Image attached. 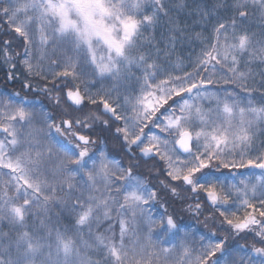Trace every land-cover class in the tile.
Returning <instances> with one entry per match:
<instances>
[{"label":"snow or ice","instance_id":"snow-or-ice-1","mask_svg":"<svg viewBox=\"0 0 264 264\" xmlns=\"http://www.w3.org/2000/svg\"><path fill=\"white\" fill-rule=\"evenodd\" d=\"M168 11L167 0H0V17L23 44L22 54L9 41L0 49L7 80L19 79V62L23 89L57 107L62 94L66 105L54 117L0 91V264H237L215 232L200 234L198 249L187 233L178 246L153 237L181 226L167 209L153 218L158 191L138 171L149 162L171 195L196 194L194 215L203 214V194L223 231L254 234L260 246L236 249L239 264H264L253 259L264 258V105L253 95L264 99V72L257 86L251 71L264 65V32L246 27L256 13L264 20V0H232L228 20L197 34L204 48L191 71L179 60L169 71L162 49L143 50ZM96 131H113L127 166L93 151ZM237 203L242 215L227 207Z\"/></svg>","mask_w":264,"mask_h":264},{"label":"trees","instance_id":"trees-1","mask_svg":"<svg viewBox=\"0 0 264 264\" xmlns=\"http://www.w3.org/2000/svg\"><path fill=\"white\" fill-rule=\"evenodd\" d=\"M167 3L169 9L168 16L162 17L159 27L163 33L161 38L162 42L159 41L157 47L155 44V51L157 48L162 49L161 53H159L160 57L163 54V50H167L169 53L167 58H170L171 62L177 63L179 60L184 64L188 60L191 61L192 65V62L204 48V42L197 38V34L209 37L211 36L213 25L219 21L228 20L232 15V0H167ZM246 27L256 33L259 37L260 34L264 32V20H262L259 14L256 13L249 17ZM153 38L155 37L153 36ZM155 54L156 56L158 55L157 53ZM251 71L254 74L256 85L259 86L262 80L260 73L264 72V65H261L257 61L251 65ZM61 87H63V85H61ZM52 95H55V93H52ZM60 95L62 97V103L57 107V113L54 111V101L50 100L48 96L43 93L28 91L26 99L38 102L42 108L44 107L43 109H45L47 113L57 117L60 115L61 109L66 107L63 101V95ZM240 95L244 96L245 93H240ZM253 95L255 96L254 103L257 106L264 105V99L261 98L259 92H256ZM92 136L97 139V144L92 146L93 151L104 148L110 156L121 160L125 166L128 165L129 161L127 156L124 154L120 142L115 138L113 131H96L92 133ZM60 139L63 140L62 137ZM101 141H103V143ZM141 165L142 166L140 167L151 166L153 168L139 169L138 171L139 174L144 177L146 182L158 191L159 199L154 206H156L159 218L165 215V209H167V214L173 215L180 224L181 229H184L183 231L185 232H200L202 234L215 232L218 237L226 240V249L230 251L232 259L237 261V264H239V257L242 253L238 254L235 251L236 249H246L250 254L254 246H260L256 244L255 239H253L254 234L252 233H242L241 236L236 237L223 231V229L228 226L226 224H221L223 217H220L219 212L213 211L207 204L203 203V194H200L199 197L200 202L202 203L201 211L203 214L199 216L194 215L189 209V205H192L193 207L195 206L197 201L196 194L180 192L178 196L171 195V193L164 189L160 184V180L164 179V176L160 173L159 169L155 167L152 162L147 164L141 163ZM221 171L227 173L228 170L222 169ZM240 171L244 172L247 170ZM220 174L221 173H215V175ZM77 179H79V177ZM161 204L164 206L161 207ZM227 207L232 211H237L235 205L230 204ZM53 212V221L55 222L58 217L55 210H53ZM238 214L242 215V210H239ZM117 219L118 218L114 217L113 221L110 223L114 225V229L118 235L119 224ZM205 224H207V227ZM59 225L61 227L70 226L66 219L62 217L59 218ZM3 230L8 231L6 227ZM99 230L103 231L104 225H101ZM94 231H96V229H94ZM157 232H159V229H157L155 233ZM155 233L153 234V237H159L166 246L178 245L182 242V238L179 236L165 237L156 235ZM184 242L196 249H198L200 245V240L192 234H188V239ZM93 258L96 259L97 257L93 256ZM253 259L259 261L264 258L253 257Z\"/></svg>","mask_w":264,"mask_h":264},{"label":"flooded vegetation","instance_id":"flooded-vegetation-1","mask_svg":"<svg viewBox=\"0 0 264 264\" xmlns=\"http://www.w3.org/2000/svg\"><path fill=\"white\" fill-rule=\"evenodd\" d=\"M6 41L10 42L8 50L11 54L15 55L16 53L23 52V44L19 37L15 33L11 32L5 25L3 18L0 17V49L4 48ZM8 66L3 63L0 59V91L7 92H19L21 96L26 98L28 93L27 90L23 89L22 82L25 79V73L23 72V66L18 62V67L15 70L16 75L19 77L18 80L10 82L7 80L6 74L8 72ZM34 84L36 81H32ZM40 83H43L42 81ZM35 93V92H34ZM55 112H57V106L55 105ZM101 145V144H100Z\"/></svg>","mask_w":264,"mask_h":264},{"label":"rangeland","instance_id":"rangeland-1","mask_svg":"<svg viewBox=\"0 0 264 264\" xmlns=\"http://www.w3.org/2000/svg\"><path fill=\"white\" fill-rule=\"evenodd\" d=\"M159 27H160V23L155 27V29L154 30H149L148 32H146L145 33V36L148 38V39H150L151 40V44H148V43H143V50L144 51H146V52H150L151 53V55L153 56V57H157L156 56V54L155 53H157L156 51H155V44H156V47L158 46L157 45V43L160 41V42H162L161 41V38H162V35H163V33H162V31H161V29H159ZM153 36L155 37V38H153ZM165 44H166V42H165ZM159 61L161 62V63H163V64H165V66L168 68V70L169 71H172V70H177V69H175V65H176V63H174V62H171V60H170V58H167V56H165V55H161L160 57H159ZM186 64V65H185ZM183 66H184V68H186L188 71H191L192 70V65H191V61H186V63H184L183 64ZM55 95H57V93H55ZM55 104V103H54ZM40 105V104H39ZM41 106V105H40ZM42 107V106H41ZM44 108V107H43ZM45 110V109H44ZM46 111V110H45ZM54 111H55V109H54ZM57 113V112H56ZM36 121H37V123H36V127H39L40 125H39V117H37L36 118ZM154 131H156L155 129H154ZM111 137V136H110ZM103 146V145H102ZM104 149V148H103ZM142 166V165H141ZM145 168H150V169H153L151 166L150 167H140L139 169H145ZM257 172H259V171H257ZM149 185V184H148ZM149 187H151L150 185H149ZM235 209H240V206H239V204L237 203L236 205H235ZM151 211H152V214H153V218L154 219H159V214H158V212H157V210H156V206H154V204L151 206ZM140 227L141 228H144V226H143V224H141L140 225ZM146 230V229H145ZM184 229H181V231H180V233L178 234V235H174V236H179L180 238H182V237H184V235L187 233V234H192L193 236H196L198 239H199V236H200V234H202V233H200V232H195V233H193V232H185V231H183ZM159 232H161V230L159 229ZM159 232H157V233H155L156 235H159ZM153 233V234H154ZM178 245H180V244H178ZM177 245V246H178Z\"/></svg>","mask_w":264,"mask_h":264},{"label":"water","instance_id":"water-1","mask_svg":"<svg viewBox=\"0 0 264 264\" xmlns=\"http://www.w3.org/2000/svg\"><path fill=\"white\" fill-rule=\"evenodd\" d=\"M0 135H2V134H0Z\"/></svg>","mask_w":264,"mask_h":264}]
</instances>
